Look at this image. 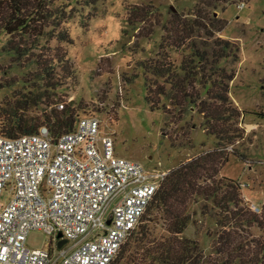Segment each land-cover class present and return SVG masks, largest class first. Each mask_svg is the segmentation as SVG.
Wrapping results in <instances>:
<instances>
[{
	"label": "rangeland",
	"instance_id": "374dc122",
	"mask_svg": "<svg viewBox=\"0 0 264 264\" xmlns=\"http://www.w3.org/2000/svg\"><path fill=\"white\" fill-rule=\"evenodd\" d=\"M45 8L50 15L40 33L0 31V117L15 112L38 123L61 101L76 115L97 116L116 154L166 175L216 148L227 159L214 180L237 181L242 209L264 221V116L258 113L264 112V0H46ZM218 52L223 56L216 58ZM218 68L232 73L223 115L209 119L211 127L189 98L220 105L206 91L220 87ZM147 80L166 93L154 95V107L144 99ZM173 90L174 100L167 95ZM225 104L242 112L231 116ZM8 195L3 189L1 200ZM184 204L188 220L176 236L195 242L189 246L198 264H244L237 249L220 251L219 241L241 246L245 240L243 248L260 256L263 226L233 222L228 207L218 208L204 194ZM169 230L167 211L149 202L111 264H162L148 246L172 236ZM25 243L48 247V235L29 228Z\"/></svg>",
	"mask_w": 264,
	"mask_h": 264
},
{
	"label": "built area",
	"instance_id": "2783aa9c",
	"mask_svg": "<svg viewBox=\"0 0 264 264\" xmlns=\"http://www.w3.org/2000/svg\"><path fill=\"white\" fill-rule=\"evenodd\" d=\"M165 175L116 154L93 114L76 115L60 133L45 125L0 133V264H109ZM33 227L47 233L48 247L26 245Z\"/></svg>",
	"mask_w": 264,
	"mask_h": 264
},
{
	"label": "trees",
	"instance_id": "16d2710c",
	"mask_svg": "<svg viewBox=\"0 0 264 264\" xmlns=\"http://www.w3.org/2000/svg\"><path fill=\"white\" fill-rule=\"evenodd\" d=\"M45 1L46 0H0V31L12 34L17 31L30 33L32 29H36V33H40L39 31H41L42 24L45 22L46 17L50 15L49 10L45 8ZM87 2L92 3L93 0H87ZM62 37L63 36H60V38ZM220 42L224 47L228 44L227 40H220ZM10 49H13V47H10ZM217 54L218 56L216 58L223 56L221 52ZM200 57L201 55H199V58ZM212 62H214V60H212ZM218 71L222 75V80H220L219 83L217 82L220 84V87L215 88V90L206 91L207 96H210V99L216 101L220 105L210 103L197 95L189 98L190 101L195 98L200 111L206 119V124H209L211 127L213 126L209 119L220 118L223 115L221 104L225 103L227 100L226 80L231 77L232 73L228 72L225 74L222 68H218ZM144 84V99L149 103V106L154 107V95L159 93L166 96V93L162 89L154 90L151 88L148 80ZM172 92L173 95H167L173 97L174 100L178 96V90H173ZM182 96L190 97L189 94H183ZM223 107V109L227 111V114L231 116H238L242 112L232 104L231 106L225 104ZM258 113L264 116V112ZM75 116L76 113H74L72 108L66 106V104H64L62 108L51 109L47 113H43L42 121L38 123H30L27 118L22 117L20 114L10 112L0 117V133L5 136H13L18 133L35 131L41 125H45L53 133H60L72 128ZM212 132L215 134L218 133V135L221 136V131L217 129L212 130ZM215 149L216 148L205 151L203 154L190 158L172 168L149 201H155L157 204H161L167 211V219L170 225L169 231L172 234V236L157 242L154 246L151 243L150 246H148L149 249L152 247V251H155L156 261L162 264L174 262L175 264L199 263V255L195 250V246H189L195 242L186 238L180 239L176 236L186 225L188 220V214L184 212V202L186 199H192L195 194L210 196L213 204L220 209H226V207H228V209H226L229 213L227 217L233 222L248 223L253 220L258 225L264 227V221L262 222L259 219L258 214L254 212L249 213L245 206L244 209L240 206L242 199L237 181L225 176L218 177L214 180V175L219 166L227 159L226 153H222L221 151L216 152ZM197 178H201L203 183L198 182ZM220 178L225 181L224 184L220 182ZM206 179L216 183L204 184ZM262 212L261 215L264 217V204L262 206ZM262 239H264V236ZM219 243L221 245L220 251L228 252L230 249L238 250L236 255L238 263L247 264L246 262L249 261L248 264H264V241H262V243L260 240L256 242L261 252L258 258L253 256L255 254L253 251L248 250V246L246 249L243 248L244 244L247 245V241L245 240L242 242L241 246H234L233 244L220 241ZM114 257L109 264L113 262Z\"/></svg>",
	"mask_w": 264,
	"mask_h": 264
},
{
	"label": "water",
	"instance_id": "95a60500",
	"mask_svg": "<svg viewBox=\"0 0 264 264\" xmlns=\"http://www.w3.org/2000/svg\"><path fill=\"white\" fill-rule=\"evenodd\" d=\"M173 9H174V8H173ZM108 221H109V219H106V222H108ZM60 235H61V232L58 231V232L56 233V236L58 237V238H57V242H56L57 246H60V245L65 241V238L62 237V236H60Z\"/></svg>",
	"mask_w": 264,
	"mask_h": 264
}]
</instances>
